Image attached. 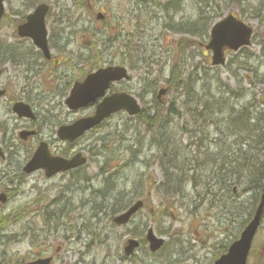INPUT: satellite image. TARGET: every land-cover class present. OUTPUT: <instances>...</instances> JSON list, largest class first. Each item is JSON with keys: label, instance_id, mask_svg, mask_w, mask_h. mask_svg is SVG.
<instances>
[{"label": "rangeland", "instance_id": "obj_1", "mask_svg": "<svg viewBox=\"0 0 264 264\" xmlns=\"http://www.w3.org/2000/svg\"><path fill=\"white\" fill-rule=\"evenodd\" d=\"M45 2L52 9L47 17L55 47L52 53L56 60H64L59 67L46 64L30 40H21L16 33L34 7ZM92 2L98 9L105 5L111 11L108 40L115 37V42L110 47L107 35L97 28L100 24L94 22L91 13L73 7L75 0H6L7 14L0 24V67L4 70L0 88L7 89L0 99V133L6 155L0 159V192H7L10 201L0 205V264H24L48 255L54 257L53 264H213L251 214L260 184L249 185L246 178L242 183L232 181L228 189L212 199L199 187L194 188L192 182H204L219 166L222 160L213 161L216 155L223 151L235 153L242 140L251 135L257 138L258 129L251 124L249 128L238 126L236 116L262 117L264 124V84L260 81L264 76V0ZM230 13L250 24L255 36L250 47L228 52L225 65L213 67L211 52L205 47L210 39L207 24L212 17L217 21ZM117 22L132 37L120 33ZM76 23L80 31L77 37L71 27ZM59 34L73 41L67 53L58 51ZM92 39L99 42L96 47H92ZM3 40L13 42L9 47L15 49L14 56L8 54ZM27 52L36 53L39 64L46 67L37 66ZM81 58L90 61L77 62ZM246 58V68H242L240 60ZM93 62L127 66L130 79L116 83L113 90L137 97L145 109L143 119L150 118L147 115L156 106L158 91L167 87L168 94L161 101L165 106L159 104L161 119H150V128L140 115L130 117L118 112L69 148L70 153L83 151L89 158L88 165L75 177L66 174L49 179L36 172L19 179L40 140L50 143L55 152L63 151L67 146L58 140L57 128L94 113L92 107L71 111L66 105L71 85L91 71L88 64ZM201 96H205L202 104L207 103L209 108L196 112L212 111L211 119L198 118L192 125L189 122L196 119L194 108ZM16 101L33 107L35 122L14 113ZM172 104L182 115L170 117ZM30 127L36 128L39 136L25 142L19 131ZM166 137L172 138L168 147L163 141ZM156 138L158 143L151 145ZM172 154L179 158L181 170L190 171L192 180L185 182L175 199L165 192L163 182L162 165L166 167ZM234 185L237 192L232 189ZM225 186L223 183L222 188ZM139 198L145 199V206L132 222L115 225L119 206ZM66 202L72 206H65ZM235 211L240 215L237 220L233 218ZM149 228L166 238L164 249L155 255L145 241ZM259 233L250 264H264V224ZM128 238L143 240L131 258H126L123 250Z\"/></svg>", "mask_w": 264, "mask_h": 264}, {"label": "water", "instance_id": "obj_2", "mask_svg": "<svg viewBox=\"0 0 264 264\" xmlns=\"http://www.w3.org/2000/svg\"><path fill=\"white\" fill-rule=\"evenodd\" d=\"M3 0H0V18L2 17L3 11ZM48 11V7L45 5L39 6L33 15H30L27 19V23L19 27V33L22 36H31L34 43H37L40 48L43 49L47 57H50L48 52V43H46L47 31L45 26V16ZM252 29L236 19V17L230 15L223 19V21L218 22L211 32L212 40L207 46L209 49L214 51L213 64L224 63L225 59L223 57V52L225 47L232 50L239 49L240 47L249 44ZM128 77L127 72L122 67H108L100 69L97 72L90 75L82 84L76 83L72 90L71 98L68 100V105L71 108H78L87 105L94 104V102L105 95L106 90L110 87V82L115 80H121ZM165 90L160 91V96L164 94ZM2 93L0 92V95ZM159 96V98H160ZM97 112L94 117L84 118L83 120L77 121L72 126L62 127L60 130L61 138H65L71 142L75 138L82 136L87 129L94 127L96 124L100 123L106 116H109L113 112H117L120 109H126L130 114H137L140 111V106L137 101L129 94L116 93L112 96H107L102 103L98 106ZM15 110L19 112L21 116L32 115L29 108L21 103L15 106ZM0 154L1 149H0ZM86 159L82 158V155H77L71 161H61L57 164L53 163V160L49 159V154L46 153V148L44 145L40 147L36 156L30 161L27 172H31L35 169L46 167L48 169L47 175H52L56 171H64L67 169H72L77 166L85 164ZM54 167V168H53ZM5 195L0 196V200L5 202ZM262 203L258 208V213L245 231L244 237L241 241L235 244L230 256L236 258V263L240 261V264H245L246 254L250 247L251 240L255 235V230L259 224L260 216L264 208V196L262 197ZM142 203H137L128 212L121 214L115 218V222L118 224L127 223L132 214L135 213ZM148 238L151 242V249L155 251L161 246L162 240L154 238L152 230L149 231ZM137 241H129V245L125 248L127 254H131L134 248L138 246ZM29 264H49V259L37 260L34 263ZM218 264H227L226 261Z\"/></svg>", "mask_w": 264, "mask_h": 264}, {"label": "bare ground", "instance_id": "obj_3", "mask_svg": "<svg viewBox=\"0 0 264 264\" xmlns=\"http://www.w3.org/2000/svg\"><path fill=\"white\" fill-rule=\"evenodd\" d=\"M59 23L61 24V21H59ZM78 24H74L73 26H77ZM69 43L70 42H68V41H65V43H63V46H69ZM2 44H5V46H7L8 47V54L9 53H12L11 55L12 56H14L13 55V52H14V48L13 49H11L9 46H13V42H11V41H6V40H3L2 41ZM28 53V52H27ZM29 54V59H32V60H34V62L36 63V65L37 66H39L40 67V65H42V66H45L46 67V65H43V64H39V62L37 61L38 59H36V57H37V54H33V55H31L30 53H28ZM59 61L62 63V62H64V60L63 59H59ZM39 74H41V71L39 72ZM1 89V88H0ZM2 91H4V92H7V89H5V88H3V89H1ZM177 113L176 112H174V110H172V112L169 114L170 115V117L172 118V117H174L175 115H176ZM177 115H179L180 116V114H177ZM158 141H159V138H156L155 140H153V141H151V145H153V144H156V143H158ZM241 153H243V150L242 149H240V155H241ZM216 157L217 158H214V161H219V159H221L222 161H225V162H229L230 161V159L229 158H227V157H224L222 154H218V155H216ZM66 204L67 205H65V206H72L71 205V203L70 202H66Z\"/></svg>", "mask_w": 264, "mask_h": 264}, {"label": "flooded vegetation", "instance_id": "obj_4", "mask_svg": "<svg viewBox=\"0 0 264 264\" xmlns=\"http://www.w3.org/2000/svg\"><path fill=\"white\" fill-rule=\"evenodd\" d=\"M36 130V129H35ZM38 133V131H36ZM59 154L63 157H71V154L69 155V153H67L66 151H61L59 152Z\"/></svg>", "mask_w": 264, "mask_h": 264}, {"label": "trees", "instance_id": "obj_5", "mask_svg": "<svg viewBox=\"0 0 264 264\" xmlns=\"http://www.w3.org/2000/svg\"><path fill=\"white\" fill-rule=\"evenodd\" d=\"M261 175L264 177V172H263V174H262V171H261Z\"/></svg>", "mask_w": 264, "mask_h": 264}]
</instances>
